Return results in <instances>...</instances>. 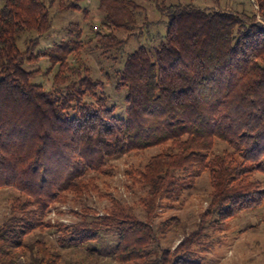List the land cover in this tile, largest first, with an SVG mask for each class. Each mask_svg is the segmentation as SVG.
I'll use <instances>...</instances> for the list:
<instances>
[{
  "label": "trees",
  "instance_id": "obj_1",
  "mask_svg": "<svg viewBox=\"0 0 264 264\" xmlns=\"http://www.w3.org/2000/svg\"><path fill=\"white\" fill-rule=\"evenodd\" d=\"M82 1L1 0L0 188L18 195L0 224V264H60L74 248L120 264H203L201 255L231 219L264 202L255 176L264 175V0H217L212 7L152 0L166 33L128 54L129 40L151 24L142 7L98 0L94 21ZM54 4L59 13L82 11L88 36L70 22L63 38L40 50ZM89 47L120 63L124 117L83 59ZM42 58L50 67L41 73L32 66ZM44 74L51 75L48 87L36 82ZM218 143L226 148L217 153ZM157 146L164 149L144 167L125 173L133 189L145 190L134 206L114 199L102 215L83 210L69 225L44 221L53 204L95 192L97 175L111 173V159ZM204 172L207 208L175 248H162V238L182 225L176 217L154 225L153 218L181 206ZM46 229L57 234L55 242L27 241Z\"/></svg>",
  "mask_w": 264,
  "mask_h": 264
},
{
  "label": "rangeland",
  "instance_id": "obj_2",
  "mask_svg": "<svg viewBox=\"0 0 264 264\" xmlns=\"http://www.w3.org/2000/svg\"><path fill=\"white\" fill-rule=\"evenodd\" d=\"M48 2L49 0H44ZM98 0H84L80 3L82 9H88L90 20L97 21L100 16L96 9ZM142 7L144 16L151 24L139 38H131L125 47V54L131 53L140 46L150 47L159 43L166 33L165 17L159 12L152 0H134ZM193 4L203 6H216L217 0H190ZM244 0H220V5L225 6L239 4ZM189 2V0H182ZM240 5V4H239ZM2 2L0 0V7ZM58 5L50 7L53 26L46 36L41 37L40 50H48L51 44L64 37L63 27L70 22H77L84 26L85 35L88 36V28L83 21L82 11L67 10L58 12ZM250 10L249 6H246ZM239 9L241 7L239 6ZM139 24L144 22L143 15L138 18ZM26 35V34H24ZM19 48L24 49V44L20 40ZM83 59L90 67L92 76L104 84V92L109 102L115 105L116 115L125 116V91L116 89V71L121 67L120 63L100 56V53L93 47L86 48L83 51ZM50 67L46 58H42L37 65L32 68H39L42 72ZM54 70V69H53ZM47 74V73H46ZM52 74V73H51ZM37 83L48 87L50 85L51 75H42ZM226 148V145L218 143L215 152H220ZM164 148L162 146L151 147L145 150L129 152L123 156L113 158L109 161L111 173L108 175H97L95 184L97 190L85 194L81 199L69 195L65 203H55L47 211L45 222L50 224L62 223L72 224L78 221L77 213L88 210L90 213L98 215L104 214L111 206L114 199H120L130 206L145 196V190L132 188L130 181L126 177L127 170L132 168H142L151 157L160 153ZM256 178L262 182L264 188V175L255 174ZM211 191L209 173L204 172L197 180L194 189L187 194L185 202L181 206L159 209L153 218L154 225L159 224L169 218H179L182 227L166 234L160 241L162 248L173 249L186 233H189L196 227L201 213L208 206L209 193ZM18 195L17 190L11 188H0V224L9 216L11 202ZM140 214V210H137ZM57 234L51 230H35L27 241L41 239L46 242H55ZM203 264H264V202L256 209L243 211L235 216L228 224L223 234L219 235V241L214 244L212 249L203 253ZM60 264H120L109 257H87L84 249L74 248L66 250Z\"/></svg>",
  "mask_w": 264,
  "mask_h": 264
}]
</instances>
